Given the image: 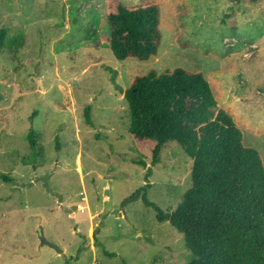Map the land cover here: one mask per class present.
<instances>
[{
    "label": "rangeland",
    "instance_id": "rangeland-1",
    "mask_svg": "<svg viewBox=\"0 0 264 264\" xmlns=\"http://www.w3.org/2000/svg\"><path fill=\"white\" fill-rule=\"evenodd\" d=\"M118 1L160 6L163 42L149 61L115 58L107 0H0V30L24 38L17 53L0 54V264L192 260L153 208L124 203L150 184L149 199L174 211L192 187L193 161L174 143L152 166L108 68L124 90L151 69L204 73L264 162V0Z\"/></svg>",
    "mask_w": 264,
    "mask_h": 264
},
{
    "label": "trees",
    "instance_id": "trees-1",
    "mask_svg": "<svg viewBox=\"0 0 264 264\" xmlns=\"http://www.w3.org/2000/svg\"><path fill=\"white\" fill-rule=\"evenodd\" d=\"M106 11L110 47L117 60L146 62L158 55L163 42L158 4L129 6L107 0ZM23 45L24 38H10L6 30H0V54L8 47L17 53ZM108 70L127 102L131 133L150 146L152 166L161 162L162 152L174 143L193 161L192 187L174 211H164L149 199L150 184L136 190L124 204L141 199L157 212L160 223L169 222L182 234L192 254L186 264H264V162L258 150L246 145L232 115L219 107L204 73L182 67L151 69L124 90L116 83L117 72ZM85 117L92 125L90 108ZM28 140L35 148L34 131Z\"/></svg>",
    "mask_w": 264,
    "mask_h": 264
},
{
    "label": "water",
    "instance_id": "water-1",
    "mask_svg": "<svg viewBox=\"0 0 264 264\" xmlns=\"http://www.w3.org/2000/svg\"><path fill=\"white\" fill-rule=\"evenodd\" d=\"M43 243L45 245L49 246L50 248L54 249L57 253H59V254L63 253V251L56 244L51 243V242H49L47 240H44Z\"/></svg>",
    "mask_w": 264,
    "mask_h": 264
},
{
    "label": "crops",
    "instance_id": "crops-1",
    "mask_svg": "<svg viewBox=\"0 0 264 264\" xmlns=\"http://www.w3.org/2000/svg\"><path fill=\"white\" fill-rule=\"evenodd\" d=\"M229 113V112H228Z\"/></svg>",
    "mask_w": 264,
    "mask_h": 264
}]
</instances>
